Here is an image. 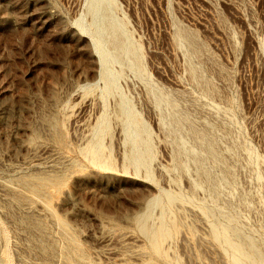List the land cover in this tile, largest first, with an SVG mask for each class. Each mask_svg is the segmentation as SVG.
I'll use <instances>...</instances> for the list:
<instances>
[{"label": "rangeland", "instance_id": "374dc122", "mask_svg": "<svg viewBox=\"0 0 264 264\" xmlns=\"http://www.w3.org/2000/svg\"><path fill=\"white\" fill-rule=\"evenodd\" d=\"M248 243L264 264V0H0V264Z\"/></svg>", "mask_w": 264, "mask_h": 264}, {"label": "bare ground", "instance_id": "6f19581e", "mask_svg": "<svg viewBox=\"0 0 264 264\" xmlns=\"http://www.w3.org/2000/svg\"><path fill=\"white\" fill-rule=\"evenodd\" d=\"M115 45L121 49V42L119 40L115 41ZM46 179H41L40 183H44L45 184ZM166 234V229L161 226L158 228L157 230V236H163ZM232 244V243H231ZM233 248L235 249V253H236V257L234 259L235 264H253L254 261L258 260V261H262L260 255L254 250L251 249V244L248 243V249L244 250V248H242L239 245H232ZM155 249H157V246H155ZM262 264V263H261Z\"/></svg>", "mask_w": 264, "mask_h": 264}]
</instances>
